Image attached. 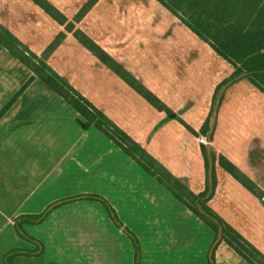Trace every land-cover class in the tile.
<instances>
[{"label":"crops","instance_id":"0c3cea01","mask_svg":"<svg viewBox=\"0 0 264 264\" xmlns=\"http://www.w3.org/2000/svg\"><path fill=\"white\" fill-rule=\"evenodd\" d=\"M48 1L72 21L88 0ZM0 24L41 58L64 33L46 64L190 191H203L202 143L182 122L199 131L215 87L234 69L158 0H98L76 27L170 114L152 106L32 0H0ZM32 75L0 46V264L14 249L34 248L16 233V217L76 196L41 223L24 224L44 250L39 256L17 255L13 262L132 264L131 239L103 203L85 195L104 198L142 248L168 229L176 237L188 223L191 245L164 250L191 252L193 227L201 230L203 222L102 132L94 126L85 130L72 106ZM211 144L264 194V93L249 80L224 92ZM216 179L209 207L264 254V203L218 165ZM221 255L225 264H248L225 243L216 249V264H224Z\"/></svg>","mask_w":264,"mask_h":264},{"label":"trees","instance_id":"16d2710c","mask_svg":"<svg viewBox=\"0 0 264 264\" xmlns=\"http://www.w3.org/2000/svg\"><path fill=\"white\" fill-rule=\"evenodd\" d=\"M52 19L64 25L66 31L73 36L96 57L160 111L170 114L162 101L151 91L141 85L128 71L118 64L108 53L97 45L90 37L76 27V23L94 6L98 0H88L69 21L48 0H32ZM177 18L196 33L202 40L214 49L234 68L233 73L219 82L215 87L209 113L199 131H195L187 124H182L193 134L204 136L206 143L201 144V155L205 170V187L203 191H190L179 179L174 177L166 168L158 163L146 150L130 138L122 129L112 122L104 113L94 106L86 97L72 87L44 61L48 54L61 42L65 34L60 33L47 47L42 58L34 54L20 40L0 24V46L5 47L32 73L49 88L61 96L77 112L75 120L87 130L94 126L112 142L120 147L139 166L166 187L180 202L199 218L214 233L213 243L207 254L208 264H215V249L220 243L227 244L248 264H264V254L249 242L238 230L209 207L217 185L216 166L222 167L250 192L264 203V194L224 155L218 153L212 146L216 129L217 115L226 89L241 79L249 80L256 88L264 93V0H175L186 7L187 19H182L171 4L166 0H158ZM27 81L23 87L28 84ZM80 196L62 199L47 206L39 214H22L14 219V229L18 236L31 243L33 249H14L4 256V264H15L13 259L17 255L39 256L44 250L41 241L24 231V224L36 225L41 223L55 208ZM103 203L112 222L124 230L131 239L136 256L139 253L138 239L119 220L115 210L108 202L96 195H85ZM135 256V257H136ZM56 264V263H48Z\"/></svg>","mask_w":264,"mask_h":264},{"label":"rangeland","instance_id":"374dc122","mask_svg":"<svg viewBox=\"0 0 264 264\" xmlns=\"http://www.w3.org/2000/svg\"><path fill=\"white\" fill-rule=\"evenodd\" d=\"M174 1L175 0H166V3L169 6H171V4L175 5L176 7L178 6V8H174L175 13L179 17H181L182 19H187L186 7L183 6V4L181 6L179 3H176ZM170 195H172V194L170 193ZM173 197H174V199L178 200L175 196H173ZM186 208L188 209V207H186ZM188 210L190 212H192L190 209H188ZM162 216L165 217L164 214ZM180 217L182 219L187 220V218L185 216L180 215ZM181 224H184L183 220L181 221ZM182 226H183V229L180 230V228H178L179 231H178V234L176 237L170 238V236L174 232H173V230L168 229V230H165L163 232V235L157 239V243H155V244H146L145 247L142 248V245L139 242L138 243L139 253L137 256L135 255L136 250H135V247L133 245L134 254H133V258H132V264H208V262H206L207 260L203 261V257L208 254V251H209V249L213 243L214 236L210 237L207 234V232H206L207 226L204 225L203 223L201 224V230L198 229L196 227V225H195V227H193L194 238L196 240V244L194 246V249L190 250L191 252L184 250L182 248L178 249V250H164V248L170 247V246L171 247H177V246L185 245L186 247H188L191 245L192 234H191V231L189 230V225L187 223L185 226L184 225H182ZM158 232H160L159 229H158ZM218 245L216 246V249H217ZM216 249H215V253H216ZM143 256H144V258H146V262H142ZM221 256H222L223 262L225 264V262H227L228 259L225 257V255H221ZM215 264H216V259H215Z\"/></svg>","mask_w":264,"mask_h":264},{"label":"built area","instance_id":"2783aa9c","mask_svg":"<svg viewBox=\"0 0 264 264\" xmlns=\"http://www.w3.org/2000/svg\"><path fill=\"white\" fill-rule=\"evenodd\" d=\"M198 140H199V142L202 143V144H205V143H206V138L203 137V136H199V137H198Z\"/></svg>","mask_w":264,"mask_h":264}]
</instances>
